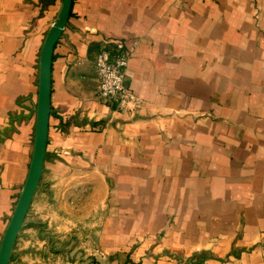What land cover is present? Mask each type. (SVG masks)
Instances as JSON below:
<instances>
[{"label": "crops", "instance_id": "obj_1", "mask_svg": "<svg viewBox=\"0 0 264 264\" xmlns=\"http://www.w3.org/2000/svg\"><path fill=\"white\" fill-rule=\"evenodd\" d=\"M61 6L0 0V243L28 174L40 52ZM108 38L131 50V109L96 95L93 60ZM50 81L30 225H88L60 215L80 186L100 208L110 264H264V0H72Z\"/></svg>", "mask_w": 264, "mask_h": 264}, {"label": "rangeland", "instance_id": "obj_2", "mask_svg": "<svg viewBox=\"0 0 264 264\" xmlns=\"http://www.w3.org/2000/svg\"><path fill=\"white\" fill-rule=\"evenodd\" d=\"M68 199L69 207L60 209V215L71 216L75 221L81 215L91 219L88 225L76 224L70 230L60 226L30 225L39 213L34 205L28 210L24 224L14 243L9 264H110L98 252L94 217H99L100 208L93 194L77 186ZM51 201L50 198H48ZM99 203V202H98ZM63 205V204H62ZM51 210H43L42 216H50ZM43 227V228H42ZM66 232H70L66 235Z\"/></svg>", "mask_w": 264, "mask_h": 264}, {"label": "water", "instance_id": "obj_3", "mask_svg": "<svg viewBox=\"0 0 264 264\" xmlns=\"http://www.w3.org/2000/svg\"><path fill=\"white\" fill-rule=\"evenodd\" d=\"M72 0H62L56 20L40 52L39 85L33 151L28 174L0 243V264H9L12 248L37 189L46 153L50 116V70L54 46L67 22Z\"/></svg>", "mask_w": 264, "mask_h": 264}, {"label": "built area", "instance_id": "obj_4", "mask_svg": "<svg viewBox=\"0 0 264 264\" xmlns=\"http://www.w3.org/2000/svg\"><path fill=\"white\" fill-rule=\"evenodd\" d=\"M131 50L122 39L108 38L100 42L93 66L98 79L97 98L113 110L131 109L135 102L128 88L125 70Z\"/></svg>", "mask_w": 264, "mask_h": 264}]
</instances>
